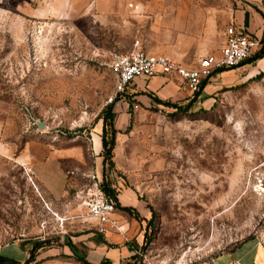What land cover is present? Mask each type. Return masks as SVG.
Here are the masks:
<instances>
[{"label": "rangeland", "instance_id": "rangeland-1", "mask_svg": "<svg viewBox=\"0 0 264 264\" xmlns=\"http://www.w3.org/2000/svg\"><path fill=\"white\" fill-rule=\"evenodd\" d=\"M49 3L61 5L0 2V144L10 152L13 146L11 157L33 138L82 145L89 158L92 139L106 118L110 124L109 106L120 96L107 53L131 49L137 23L100 20L78 0L63 3L66 17L39 15ZM239 7L264 18V0H191L190 14L201 26L211 17L222 38L225 14ZM257 63L241 65L238 80L209 96L199 92L180 109L157 111L143 177L108 170L117 186L146 197L153 213L141 250L127 264H214L245 241L264 246V70ZM209 79L205 86L214 82ZM3 154L0 147V248L22 237L39 246L61 244L73 227L60 208L49 209L27 169ZM250 246L227 259L242 252L249 258Z\"/></svg>", "mask_w": 264, "mask_h": 264}, {"label": "crops", "instance_id": "crops-1", "mask_svg": "<svg viewBox=\"0 0 264 264\" xmlns=\"http://www.w3.org/2000/svg\"><path fill=\"white\" fill-rule=\"evenodd\" d=\"M5 1L7 0H0ZM56 1L61 5L49 3L37 13L45 17H66L67 12L62 7L64 2L70 0ZM78 2L80 7L84 8V4L92 7L94 15L100 20H125L128 17L135 19L138 39L146 51L171 56L192 67L197 66L202 57L221 53L226 43L225 30L231 22L264 40V18L244 7L231 9L225 14L221 38L218 36L219 25L211 17L202 26L192 19L191 0ZM199 25L203 27L201 31L197 30ZM242 67L240 65L216 71L215 76L207 78L214 82L204 86L199 98L209 96L223 83L238 80L237 72ZM255 67L264 70V57L258 60ZM194 97L195 94L187 88L184 80L175 73L136 78L131 82L120 94L110 113L113 126L117 130L113 149L114 169L131 178L143 177L144 173H148L152 161H148L146 156H149L154 141L150 135L154 126L153 120L158 117L157 111H162V108L170 109V106L157 100L180 105L182 102H190ZM102 133L103 125L101 133H96L92 139V156L89 158L82 145H58L33 138L24 143L19 154L11 157L10 154H14L13 146L10 152V145L0 144L4 148L3 157L12 159L14 163L27 169L49 209L55 211L56 207L60 208L68 224L73 227V233H65L62 243L58 245L35 249L36 240L30 237L18 238L4 244L0 248V264H127L141 250L153 213L146 197L143 199L138 190L122 184L119 187L114 180L108 178L117 191L119 204L112 217L119 220L122 231L111 228L105 234L99 232L96 220L86 217L79 199L77 201V191L91 182V176L104 179L106 166ZM73 215L79 217L70 218ZM67 238L73 242L74 249L67 243ZM246 242L251 245L249 258L247 252H242L241 257H232L229 261L227 257L230 253L244 246ZM235 250L223 253L214 264H264V246L257 241H245Z\"/></svg>", "mask_w": 264, "mask_h": 264}, {"label": "built area", "instance_id": "built-area-1", "mask_svg": "<svg viewBox=\"0 0 264 264\" xmlns=\"http://www.w3.org/2000/svg\"><path fill=\"white\" fill-rule=\"evenodd\" d=\"M226 43L218 55L202 57L197 66L192 67L179 62L175 58L152 54L145 50L139 39L126 52L111 50L107 53L110 66L117 73L116 93H123L136 78H152L157 75L177 74L187 88L195 93L200 90L204 80L211 77L216 71L224 68H235L251 58L262 46V40L243 27L231 22L225 30ZM30 179L32 176L27 172ZM101 180L91 176V182L76 193L80 205L84 208V215L96 220L98 230L106 233L114 228L122 231L119 220L112 217L118 207L100 187Z\"/></svg>", "mask_w": 264, "mask_h": 264}, {"label": "trees", "instance_id": "trees-1", "mask_svg": "<svg viewBox=\"0 0 264 264\" xmlns=\"http://www.w3.org/2000/svg\"><path fill=\"white\" fill-rule=\"evenodd\" d=\"M263 57H264V40H262V47L258 51H256L255 54L251 58L244 61L241 65L246 64V63L255 62V61H257ZM220 71H223V69L218 70V72H220ZM205 84H206V80H204V83L202 84L200 90L195 92L194 94L197 95L199 92H201V90H203ZM157 101H159L160 103H164L165 105L175 107L177 109L181 108V106L178 103L162 102L161 100H157ZM112 107H113V104H111L109 106V111H108L107 117L110 116V113L112 111ZM109 119H111V118H109ZM110 121H111V122H109L110 124H108V120L106 118L104 120V124H103V133H102L103 147H104L103 156H104V164H105L106 168H105V172H104V179L101 180L100 187H101L102 191L110 199H112L116 203V206L118 207L119 204L117 202V191L115 188H113L111 186L112 182L108 179L109 177L107 174L108 170H113L115 167V162L113 160V157H114L113 149H114V146L116 143V134H117V130L113 126L112 119ZM109 125L111 126V130H110L111 137L107 138V132L109 131L108 130ZM127 210H129V209H127ZM137 216H138V214H137ZM66 241L70 245V247L72 249H74L75 246H74L73 242L69 238H67ZM39 245H40L39 243L35 244L34 248L36 249L37 247H40Z\"/></svg>", "mask_w": 264, "mask_h": 264}, {"label": "water", "instance_id": "water-1", "mask_svg": "<svg viewBox=\"0 0 264 264\" xmlns=\"http://www.w3.org/2000/svg\"><path fill=\"white\" fill-rule=\"evenodd\" d=\"M38 125H39V128H43V126H44V123H43V122H39V121H38Z\"/></svg>", "mask_w": 264, "mask_h": 264}]
</instances>
